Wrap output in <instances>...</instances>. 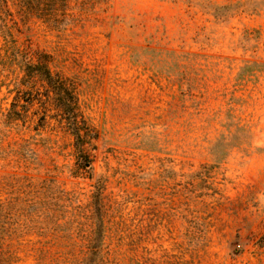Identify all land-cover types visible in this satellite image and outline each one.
<instances>
[{
	"label": "rangeland",
	"instance_id": "1",
	"mask_svg": "<svg viewBox=\"0 0 264 264\" xmlns=\"http://www.w3.org/2000/svg\"><path fill=\"white\" fill-rule=\"evenodd\" d=\"M0 264H264V0H0Z\"/></svg>",
	"mask_w": 264,
	"mask_h": 264
}]
</instances>
